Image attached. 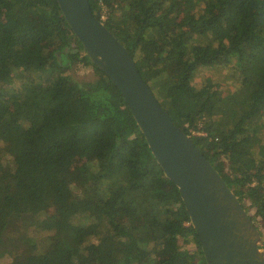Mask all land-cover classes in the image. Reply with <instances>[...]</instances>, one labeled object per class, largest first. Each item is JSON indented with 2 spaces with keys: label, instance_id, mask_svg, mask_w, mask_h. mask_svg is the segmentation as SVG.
<instances>
[{
  "label": "trees",
  "instance_id": "trees-1",
  "mask_svg": "<svg viewBox=\"0 0 264 264\" xmlns=\"http://www.w3.org/2000/svg\"><path fill=\"white\" fill-rule=\"evenodd\" d=\"M89 4L264 225V152L253 146H264V0ZM72 67L93 79H73ZM0 258L206 264L177 187L56 0H0Z\"/></svg>",
  "mask_w": 264,
  "mask_h": 264
},
{
  "label": "water",
  "instance_id": "water-1",
  "mask_svg": "<svg viewBox=\"0 0 264 264\" xmlns=\"http://www.w3.org/2000/svg\"><path fill=\"white\" fill-rule=\"evenodd\" d=\"M90 62L121 94L153 158L178 189L206 264H264L254 222L189 136L161 108L121 42L89 0H56Z\"/></svg>",
  "mask_w": 264,
  "mask_h": 264
},
{
  "label": "rangeland",
  "instance_id": "rangeland-1",
  "mask_svg": "<svg viewBox=\"0 0 264 264\" xmlns=\"http://www.w3.org/2000/svg\"><path fill=\"white\" fill-rule=\"evenodd\" d=\"M69 74L71 77H73V79L82 82V81H90L93 79V72L90 68H80V67H72L69 70ZM253 146L255 148H257V151L263 153L264 152V146L262 145L261 142H255L253 143ZM244 202V206L247 209V213L251 216L254 215V210L252 208L249 207V202L247 201V199H243ZM256 228L258 229L263 241H264V225L262 224V222L260 221L259 218H252ZM140 238H142V235H139ZM148 238V237H147ZM145 238V240L147 239ZM180 247L182 249H187L190 252H195L196 249L193 246H188L186 247L182 242H180ZM8 262V260L6 258L1 259L0 258V264H6Z\"/></svg>",
  "mask_w": 264,
  "mask_h": 264
}]
</instances>
